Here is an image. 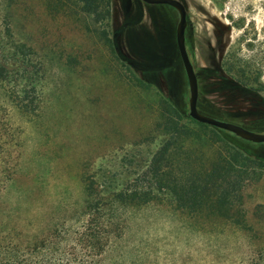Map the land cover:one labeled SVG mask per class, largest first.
I'll list each match as a JSON object with an SVG mask.
<instances>
[{"label": "rangeland", "instance_id": "374dc122", "mask_svg": "<svg viewBox=\"0 0 264 264\" xmlns=\"http://www.w3.org/2000/svg\"><path fill=\"white\" fill-rule=\"evenodd\" d=\"M184 1L198 26L192 58L201 113H213L238 92L264 97V0ZM108 4V19L94 21L57 2L0 0V26H11L13 42L21 46L8 58V68L21 64L28 71L4 85L10 101H21L22 108L5 102L0 92V124L14 145L6 165L14 174L0 182V209L18 211L23 224L42 228L72 220L91 181L98 189L111 180L118 188H146L149 160L164 140L157 123L165 102L191 131L184 152L205 162L231 145L263 162L259 179L244 186L239 205L249 227L223 226L214 215L189 220L167 201L154 203L123 214V239L112 243L108 261L122 255V264H264V145L193 123L169 20L165 27L157 11L140 19L127 33V48L114 37L116 0ZM131 50L137 55L133 60ZM216 76L239 89L217 91ZM236 103L254 110L251 103ZM258 122L255 130L264 132Z\"/></svg>", "mask_w": 264, "mask_h": 264}, {"label": "trees", "instance_id": "16d2710c", "mask_svg": "<svg viewBox=\"0 0 264 264\" xmlns=\"http://www.w3.org/2000/svg\"><path fill=\"white\" fill-rule=\"evenodd\" d=\"M48 2L61 4V9L66 6L78 9L77 12L92 17L94 21L109 17L108 0ZM10 27L3 29L0 26V92L4 100L8 99L5 102L20 109L21 101H10L12 96L4 86L14 80L11 78L18 72H28L25 67L21 69V64L11 70L8 68V58L14 59L21 50V46L13 42ZM25 74L23 78L30 81L32 76ZM182 121V114L164 102L160 124L157 123L164 140L149 160L146 188H118L111 180L109 185L98 189L91 181L83 188L84 199L75 209L72 220L46 224L42 228L30 222L23 224L18 211L1 208L0 264H111L108 250L112 243L114 247L123 239V214L164 201L189 220L199 215H214L222 219L223 226H235L240 230L249 227L242 220L244 215L239 205H242L244 186L259 179L263 162L231 145L216 153L213 159L203 162L198 154L184 152L183 144L190 138L191 131L180 124ZM6 134L4 124H0V169L4 167V171H0L1 185L10 181L14 174V170L11 173L6 166L11 162L9 158H12L11 148L14 146L7 141ZM12 162L15 167L16 158ZM232 215L239 220H231ZM123 260L119 255L113 264H122Z\"/></svg>", "mask_w": 264, "mask_h": 264}, {"label": "flooded vegetation", "instance_id": "af4514ba", "mask_svg": "<svg viewBox=\"0 0 264 264\" xmlns=\"http://www.w3.org/2000/svg\"><path fill=\"white\" fill-rule=\"evenodd\" d=\"M176 1L181 3L185 10V21H186V25L184 29L185 49H186L189 61L192 64L193 69L195 71L196 79L198 80V67H197L196 62L192 58L193 56L192 50H193V47L195 46V43L198 40L197 35H196L197 28H198L197 22L191 16L190 10L186 4V1L184 0H176ZM116 3H117V6L119 7L118 17L116 16L119 22L116 20L117 26L114 31V37L116 39L119 38V40L122 41L124 45L127 46V48H129V43L126 38L127 33L130 30H132L134 27L140 26L139 25L141 23L140 19H142L145 16L148 19H150L152 17V12L157 11V12H160L161 15L163 16L161 21L163 22L165 27H168V23L166 21L169 20L168 31H170L172 41H173L175 50L177 52V55L180 61V65L185 75V71H184V68L181 62V58H180L178 48H177V41H176V28L179 22L178 12L174 8L166 4H153L152 5V4H147L143 2L142 0H116ZM165 6L169 7L170 9ZM152 34H156V31L154 30ZM207 44L209 46L211 43L209 42ZM191 46H192V49L190 48ZM128 57L131 60H133V58L137 57L136 52L133 50L129 51ZM212 73H214V70H212ZM185 78H186V75H185ZM215 79L216 80H213V83L215 84L217 91L230 90L231 93H234L233 90L239 89V88L233 87L232 86L233 84L230 83L229 80L227 81L225 78L216 76ZM186 83H187V79H186ZM246 94H242L241 92L240 93L238 92L235 95V97L232 96L231 98H228V100H226L225 98L223 104H218V107H215L213 109V113H207V114L202 113V114L218 119V120H222L225 122H229V123L241 126L249 131H253L257 133H264V132L255 130L257 126L256 124L260 125V122H258L259 120H261V122L264 123V97L261 96V94H253L252 96H249V95L245 96ZM233 98H236V102L238 103L242 101V102H246V104L248 103L253 104L254 107L252 109L254 110H251V107L243 108L240 105H237L236 102L232 101ZM187 107H188V104H187ZM197 110L201 113L200 108H199V103H197ZM252 117H257L258 119L256 118L252 120ZM222 132L227 133L231 135L232 137L238 140H241L245 143H250L238 137H235L234 135L228 132H225V131H222ZM250 144H253V143H250ZM253 145H264V144H253Z\"/></svg>", "mask_w": 264, "mask_h": 264}, {"label": "water", "instance_id": "95a60500", "mask_svg": "<svg viewBox=\"0 0 264 264\" xmlns=\"http://www.w3.org/2000/svg\"><path fill=\"white\" fill-rule=\"evenodd\" d=\"M142 1L152 5L166 4L171 6L178 12L179 22L176 28V41H177L178 52L185 71L188 90H189L188 116L199 124H204L213 127L215 129L228 132L244 141L253 144H264V133H257L246 130L241 126L206 116L197 110L198 84H197L195 71L193 69L192 64L189 61L185 49L184 29H185L186 21H185V10L182 4L176 0H142Z\"/></svg>", "mask_w": 264, "mask_h": 264}]
</instances>
